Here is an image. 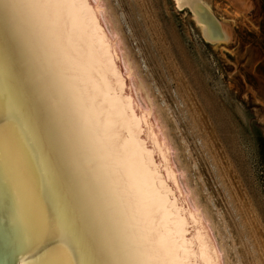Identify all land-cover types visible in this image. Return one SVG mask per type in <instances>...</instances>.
I'll use <instances>...</instances> for the list:
<instances>
[{
	"label": "water",
	"instance_id": "95a60500",
	"mask_svg": "<svg viewBox=\"0 0 264 264\" xmlns=\"http://www.w3.org/2000/svg\"><path fill=\"white\" fill-rule=\"evenodd\" d=\"M117 12L0 0V264H224Z\"/></svg>",
	"mask_w": 264,
	"mask_h": 264
},
{
	"label": "rangeland",
	"instance_id": "374dc122",
	"mask_svg": "<svg viewBox=\"0 0 264 264\" xmlns=\"http://www.w3.org/2000/svg\"><path fill=\"white\" fill-rule=\"evenodd\" d=\"M203 1L231 40L208 41L175 0H110L224 219L230 256L264 264V4Z\"/></svg>",
	"mask_w": 264,
	"mask_h": 264
},
{
	"label": "bare ground",
	"instance_id": "6f19581e",
	"mask_svg": "<svg viewBox=\"0 0 264 264\" xmlns=\"http://www.w3.org/2000/svg\"><path fill=\"white\" fill-rule=\"evenodd\" d=\"M239 1L242 6V10L249 11L250 6H251L249 3V0H239ZM175 2L179 9L190 8L195 13L194 17L197 20V22L201 25L204 36L208 41L222 43V42H227L231 40V33H230L231 30L229 29V27L221 23L219 19H217L213 15L214 14L213 10L203 0H175ZM111 3L112 2H110V0H107L109 11L115 10ZM163 108L167 116L166 119H167L169 133H170L169 138H170V143H171V149L181 151L180 152L181 160L185 162L190 175L196 181L198 194L201 197V199L206 203V207L210 212V219L212 221L211 223L216 233L215 240L218 243V245L222 249H224V255H225L224 264H236L235 256L233 255L230 256L229 254V250H228L229 245L227 244L228 246H226L227 241L225 242V240H227V238H226V233H225L226 229L223 223L224 219H222L220 217V214L214 210L213 199L211 195H209V193L204 194V192L206 191L204 188L205 185L200 182V177L194 171L195 162L191 159L190 154H185V152L188 150L187 149L188 147L183 144L181 145V141H179L180 139L177 138L176 136L177 132L175 131L177 128L175 124L173 123V120H171L172 119L170 117L171 115L168 114L169 112L164 106Z\"/></svg>",
	"mask_w": 264,
	"mask_h": 264
},
{
	"label": "snow or ice",
	"instance_id": "6c2138e0",
	"mask_svg": "<svg viewBox=\"0 0 264 264\" xmlns=\"http://www.w3.org/2000/svg\"><path fill=\"white\" fill-rule=\"evenodd\" d=\"M3 142H4V131L3 129H0V162H3L4 161V155H3ZM25 223V226L26 227H29L31 229V225L28 223V221L25 219L24 221ZM31 238H29L30 240ZM23 241H18V243H22ZM53 256L54 258L47 261L46 264H73V262L68 259V260H65V259H60V258H55L56 257V249L53 250ZM23 258L21 257V260Z\"/></svg>",
	"mask_w": 264,
	"mask_h": 264
},
{
	"label": "crops",
	"instance_id": "0c3cea01",
	"mask_svg": "<svg viewBox=\"0 0 264 264\" xmlns=\"http://www.w3.org/2000/svg\"><path fill=\"white\" fill-rule=\"evenodd\" d=\"M264 4V0H260Z\"/></svg>",
	"mask_w": 264,
	"mask_h": 264
}]
</instances>
